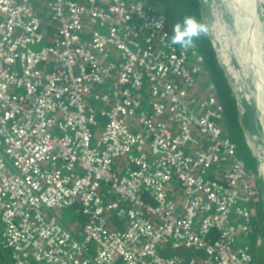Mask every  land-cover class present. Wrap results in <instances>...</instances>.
I'll return each instance as SVG.
<instances>
[{
  "label": "built area",
  "instance_id": "obj_1",
  "mask_svg": "<svg viewBox=\"0 0 264 264\" xmlns=\"http://www.w3.org/2000/svg\"><path fill=\"white\" fill-rule=\"evenodd\" d=\"M165 21L156 0H0L11 264H254L256 176Z\"/></svg>",
  "mask_w": 264,
  "mask_h": 264
},
{
  "label": "rangeland",
  "instance_id": "obj_2",
  "mask_svg": "<svg viewBox=\"0 0 264 264\" xmlns=\"http://www.w3.org/2000/svg\"><path fill=\"white\" fill-rule=\"evenodd\" d=\"M158 1L160 2L159 7H165L164 1ZM168 1L171 5L172 2L180 4L179 13L180 10L185 7L192 10L190 15L195 16L198 20L200 16L201 22L205 24L208 29L207 36L216 53L217 61L224 71L226 82L235 102L239 119L238 125L241 129L244 143L249 150L252 163H255L254 169L252 168L256 172L253 173H255L257 179V194L253 203L254 221L255 224H257L258 230L261 232L256 234L254 239L249 235L247 243L250 246L254 258V264H264V137L260 119L261 111L256 101L251 96L250 89L248 88L250 82L242 75L241 68L231 52L230 45L225 43L222 32L217 30L218 21L227 24L230 28L233 24L228 12V0H197V8L189 6V1L193 0ZM206 83H212V79L207 69H204V74L197 84V91L202 92ZM66 214L73 217L71 211L66 212ZM183 251L184 250L180 249L177 252L180 253ZM4 260H9L8 255L4 254Z\"/></svg>",
  "mask_w": 264,
  "mask_h": 264
},
{
  "label": "bare ground",
  "instance_id": "obj_3",
  "mask_svg": "<svg viewBox=\"0 0 264 264\" xmlns=\"http://www.w3.org/2000/svg\"><path fill=\"white\" fill-rule=\"evenodd\" d=\"M231 28L218 21V31L250 83L251 96L261 111L264 137V0H228Z\"/></svg>",
  "mask_w": 264,
  "mask_h": 264
},
{
  "label": "trees",
  "instance_id": "obj_4",
  "mask_svg": "<svg viewBox=\"0 0 264 264\" xmlns=\"http://www.w3.org/2000/svg\"><path fill=\"white\" fill-rule=\"evenodd\" d=\"M156 1L159 5L160 2L158 0ZM162 1H164L165 7H160V9L163 12L165 19H166L165 28L167 32L172 36L173 34L172 29H173L174 24L178 21H182V19L185 16L190 15V12H192V10L183 7L179 13L180 4L172 2V5H171L168 0H162ZM189 6L191 7L193 6L197 8L198 1L197 0L189 1ZM197 16H198V13H197ZM199 20L201 22L200 16H199ZM195 44H196L195 47L198 53L203 58L204 69H207L212 79V84L215 89L216 99L218 103L222 105L224 109L225 124H226L227 130L232 140L234 141L237 147L238 155L244 161V163L246 164V167L253 173L255 172L253 170L255 167V163H252L251 155L249 153L247 146L244 143V138H243L241 129L238 125L239 119H238V113L236 111L235 102H234V99L232 98L230 88L226 82L224 71L222 70V68L220 67L217 61L216 53L213 50V47L207 35L201 36L199 39L195 41ZM255 173L253 174L255 175ZM260 209H261V206H260ZM255 226H256V229H255ZM251 228L252 230L250 232V236L252 239H254L256 234H259V232H261L258 230L257 224H255L254 217L252 220Z\"/></svg>",
  "mask_w": 264,
  "mask_h": 264
},
{
  "label": "clouds",
  "instance_id": "obj_5",
  "mask_svg": "<svg viewBox=\"0 0 264 264\" xmlns=\"http://www.w3.org/2000/svg\"><path fill=\"white\" fill-rule=\"evenodd\" d=\"M160 25H163V20H161ZM172 31L171 44L179 45L181 49L187 52L189 49L195 48L197 39L207 35L208 29L195 16L188 15L182 21L176 22Z\"/></svg>",
  "mask_w": 264,
  "mask_h": 264
},
{
  "label": "crops",
  "instance_id": "obj_6",
  "mask_svg": "<svg viewBox=\"0 0 264 264\" xmlns=\"http://www.w3.org/2000/svg\"><path fill=\"white\" fill-rule=\"evenodd\" d=\"M194 92L197 93L196 96H200L201 95V91L198 92L197 88L195 90H193V93ZM240 242H242V241H240ZM4 254L8 255V257H9L8 261L4 260ZM181 254L185 255L186 257H188L190 255L189 252H181ZM11 263H12V261H11L9 253L4 252V251H0V264H11Z\"/></svg>",
  "mask_w": 264,
  "mask_h": 264
}]
</instances>
